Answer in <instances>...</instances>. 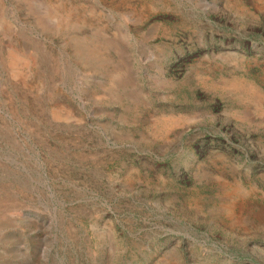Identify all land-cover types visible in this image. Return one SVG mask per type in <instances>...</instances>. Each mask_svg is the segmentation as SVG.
Instances as JSON below:
<instances>
[{"label": "rangeland", "instance_id": "1", "mask_svg": "<svg viewBox=\"0 0 264 264\" xmlns=\"http://www.w3.org/2000/svg\"><path fill=\"white\" fill-rule=\"evenodd\" d=\"M0 264H264V0H0Z\"/></svg>", "mask_w": 264, "mask_h": 264}]
</instances>
